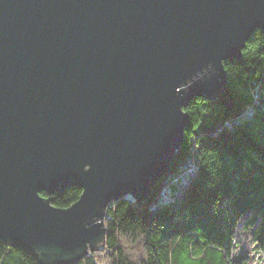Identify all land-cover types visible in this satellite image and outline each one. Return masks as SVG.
Wrapping results in <instances>:
<instances>
[{
  "label": "water",
  "instance_id": "95a60500",
  "mask_svg": "<svg viewBox=\"0 0 264 264\" xmlns=\"http://www.w3.org/2000/svg\"><path fill=\"white\" fill-rule=\"evenodd\" d=\"M258 30L264 0H0V244L41 264L102 250L108 206L151 198L185 108Z\"/></svg>",
  "mask_w": 264,
  "mask_h": 264
},
{
  "label": "trees",
  "instance_id": "16d2710c",
  "mask_svg": "<svg viewBox=\"0 0 264 264\" xmlns=\"http://www.w3.org/2000/svg\"><path fill=\"white\" fill-rule=\"evenodd\" d=\"M243 55L225 63L228 85L216 99H194L185 108L192 127L170 171L194 159L190 179L166 202H156L162 181L148 201L112 202L106 245L71 264H253L249 253H235L240 228L264 254L263 31L250 37ZM82 192L72 187L51 202L66 208ZM0 264L41 263L0 244Z\"/></svg>",
  "mask_w": 264,
  "mask_h": 264
},
{
  "label": "rangeland",
  "instance_id": "374dc122",
  "mask_svg": "<svg viewBox=\"0 0 264 264\" xmlns=\"http://www.w3.org/2000/svg\"><path fill=\"white\" fill-rule=\"evenodd\" d=\"M182 166H185L186 168V177L183 176L184 169H182ZM193 166L194 159H189L186 163L183 164L178 163L176 168L174 170L172 169V171L168 173V176L162 180L161 192L157 197L156 202H166L174 198L175 193L178 190L179 182H186L190 179L191 173L188 169H191V167ZM236 239L237 248L235 249V253L241 254L247 252L252 256L253 264H264V254L256 248L250 232L244 231L240 228L237 232Z\"/></svg>",
  "mask_w": 264,
  "mask_h": 264
}]
</instances>
